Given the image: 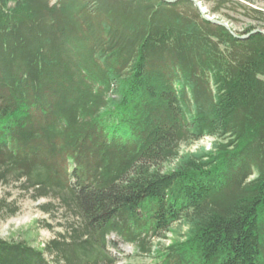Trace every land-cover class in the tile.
Returning <instances> with one entry per match:
<instances>
[{"label":"trees","instance_id":"16d2710c","mask_svg":"<svg viewBox=\"0 0 264 264\" xmlns=\"http://www.w3.org/2000/svg\"><path fill=\"white\" fill-rule=\"evenodd\" d=\"M244 10L258 24L233 36L189 0H0V218L16 192L63 229L0 239V264H119L116 240L264 264V12Z\"/></svg>","mask_w":264,"mask_h":264},{"label":"rangeland","instance_id":"374dc122","mask_svg":"<svg viewBox=\"0 0 264 264\" xmlns=\"http://www.w3.org/2000/svg\"><path fill=\"white\" fill-rule=\"evenodd\" d=\"M201 10L205 11L208 17L221 21L232 32L243 33L250 25H257V21L245 17L244 7L264 12V0H195ZM223 1V7L218 13H212L216 8L217 2ZM53 4L55 0H50ZM212 139L204 138L190 147H181L182 153H193L200 149L209 150L211 148ZM0 189V197L2 196ZM18 194L13 192V198L18 200L20 206L19 212L6 220L0 218V239L24 241L30 246L41 249L44 244L52 240L57 234L62 233L63 229L60 226L61 218L59 215H47L43 213L39 207L47 203V200H39L32 202L28 199H20ZM187 227L181 223L174 224L170 231L165 234V239L152 240V252L161 246L165 247L173 242H181L185 239ZM118 253L122 261L119 264H150V256L141 254L136 247L125 245L117 241Z\"/></svg>","mask_w":264,"mask_h":264},{"label":"water","instance_id":"95a60500","mask_svg":"<svg viewBox=\"0 0 264 264\" xmlns=\"http://www.w3.org/2000/svg\"><path fill=\"white\" fill-rule=\"evenodd\" d=\"M163 1H165L167 3H173V2H175L177 0H163ZM189 1H191L195 5V7L198 9V11L201 14V16H202L203 19H205L206 21H208V22H210L212 24H215V25H218V26H221V27L225 28L228 32H230L233 36H235V34H233V32L231 31V29L229 28V26H227V24H225V23H223L221 21H218V20H216L214 18L208 17L207 14L205 13V11L204 10L203 11L201 10V7L199 6V4L195 0H189ZM257 32H261L262 34H264V32L259 31V30L253 31V32H251V34H254V33H257ZM248 36L249 35H247V36H240V37H238V39H245Z\"/></svg>","mask_w":264,"mask_h":264}]
</instances>
